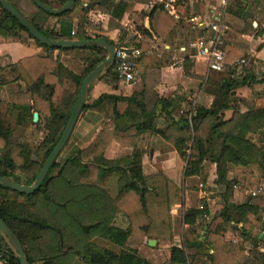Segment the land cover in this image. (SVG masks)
Segmentation results:
<instances>
[{"label":"trees","instance_id":"1","mask_svg":"<svg viewBox=\"0 0 264 264\" xmlns=\"http://www.w3.org/2000/svg\"><path fill=\"white\" fill-rule=\"evenodd\" d=\"M40 1L54 8L68 2ZM8 2L50 40L102 38L115 47H137L141 50L137 68L142 66L143 76L167 65L163 56L151 50L148 38L152 34L143 24L136 29L145 38L123 26L118 42L91 34V9L121 19L127 13H135V1L77 0L61 15L51 14L33 0ZM32 8L35 11L30 15L26 10ZM197 9L202 14L208 11L205 2H200ZM150 14L159 38L166 39L179 24L192 32L191 38L196 36L189 23L176 20L165 9L154 8ZM225 17L230 25V18H237L256 35H264L260 22L257 27L254 21L249 22V0H230ZM245 29L239 32L231 25L229 33L242 36ZM3 38L20 43L33 39L46 52L0 65V90L14 84L19 87L8 101V109L16 115V123L25 126L23 139L14 141V130L0 112V176L31 185L62 137L84 79L108 57V51L97 45L84 48L95 55L83 59L85 69L77 74L61 62L60 54L55 55L57 50L69 49L41 43L0 3V40ZM227 47L228 63L248 55L238 46ZM195 53L188 51L186 66ZM212 73L218 75L207 78V85L212 87L208 92L214 97L212 104L195 106L191 121L185 110L174 107L172 113L182 124L174 121L170 127L177 125L181 132L174 145L186 162L185 178L200 175L206 161L216 165L215 184L219 191L215 212L212 213L207 198L200 200L198 210L185 212V184H177L162 171L150 175L143 172L139 141L144 132L170 138V127L162 130L157 125L156 108L158 101L166 108L171 99H158L146 89L132 95L103 93L86 101L81 110L101 115L99 130L90 132L88 143L63 162L60 153L38 191L28 195L0 184V215L25 249L30 264H155L130 244L132 237L141 245L154 241L153 248L168 247L169 264H264V252L258 249L261 237L255 234L264 224V78H257L252 68L247 69L245 76L234 75L230 66L224 72ZM97 79L115 89L122 81L114 64L107 66ZM1 104L0 100V107ZM35 112L39 113L38 121L34 120ZM120 119L127 122L125 127L118 125ZM33 126H42L46 131L38 146V151L44 153L40 162L32 158L26 140ZM252 135H259L261 143L255 142ZM113 142L133 149V154L106 157ZM176 205L182 207L184 230L180 245L175 244L172 223V208ZM205 215H211L210 219L199 222ZM247 243L252 244L248 255ZM0 261L21 264L1 231Z\"/></svg>","mask_w":264,"mask_h":264},{"label":"crops","instance_id":"2","mask_svg":"<svg viewBox=\"0 0 264 264\" xmlns=\"http://www.w3.org/2000/svg\"><path fill=\"white\" fill-rule=\"evenodd\" d=\"M114 1L119 2L120 0ZM128 1L136 2L135 13L133 15L127 13L121 19L113 18L110 14L101 10L94 8L91 9L88 13V21L90 23L89 30L91 31V34L102 35L108 37L111 40L117 41L121 32L120 26H123L130 33L133 32L134 34H138L140 38H144L142 34L136 29V27H133L134 25L137 26L136 21L138 17L140 15H143L145 19V24L143 25L152 34V37L148 39L151 45V50L158 53L160 56H163L165 59H167L168 55H171V64L166 65L160 70L145 73L144 76L143 68L142 66H140L137 68L138 77L136 75V79L131 83H126L122 80L119 89H115L112 85L106 83L102 79H96L90 84L88 88L86 101L91 102L103 93L122 92L125 95H132L135 92H141L142 90L146 89L148 93H152L155 96L158 95V99H171L166 108H163L158 101V105L156 108L158 118L156 119V122L160 129L165 130L169 128L174 123V121L182 124L179 120L180 118L172 113V109L174 107H179L184 110L186 108V103H189V100L192 99L193 104L200 103L202 105H205L206 107H209L212 104L214 98L212 94L207 92H199L193 96L188 92L195 85H192V78H190L192 76L190 75L187 77L184 74V58L188 55V52H181V49H183L184 46L183 44H178V42L180 43V36L185 29L179 24L168 32L166 39L159 38L154 32V20L150 14L151 9L146 5V0ZM255 22L258 23V21H254V23ZM261 26L264 27V22H261ZM197 33V31L193 32V34L195 35ZM248 34H252L251 36H253L254 39L252 43L255 44L258 40L256 32L254 30L252 32H244L241 37L237 38V40L230 37L231 34L229 33V41L231 42L230 44L232 46L234 45L238 46L241 49H244V46L246 45H243L241 41H246V43L250 45V41L246 40L244 37ZM259 38H262V41H264V35ZM263 50L264 48L261 49V51L257 52V57H259V54H261ZM255 52L256 50L254 49V54ZM45 53V49L39 46L33 39L29 40L26 43H20L10 38H3L0 40L1 66H6L25 56L34 54L43 55ZM58 54H60L61 56V62L77 74H81L85 69V62L83 61V59L95 55L93 51L84 48L69 49L62 52H59L57 50L55 52V55ZM254 63L257 64V62L255 61ZM188 67V72H192V74L201 75L208 72L206 62L201 58L193 57L191 59V64H189ZM257 69H259V67H254L255 71H258ZM260 70H264V63L262 62ZM152 74H156V76L154 78H151L150 76ZM10 87L11 86L4 87L2 90H0V94L5 93L8 95ZM177 99L180 101V104L179 106H174L173 104L175 103V101H177ZM95 113L96 112L90 110H85L80 114L79 121L77 122L74 131V135L77 132H80V134L82 135V144L77 150L88 143L86 139L87 135L90 132H97L99 130V123L101 121V118L95 116ZM169 129L170 130L168 134L170 138L168 139L152 132L143 133L138 147L139 149H141L143 154L142 166L144 174L150 175L158 171H162L168 178L172 179L177 184H185V186L187 187L186 207L184 210L185 212H194L195 210H198L200 208V200L207 198L210 203L212 213H214L215 203L218 198V193L214 192V187H216L215 179L217 176L216 165L214 163H211L210 161H206L203 172L200 175L185 178L183 175L186 162L180 157L174 145L175 139L179 137V135H181V132L177 125H174ZM130 154H133V149L123 148L117 142H113L110 147L107 148L105 153L106 157L110 159ZM181 218L182 207L180 205H176L172 208V223L175 232L176 245H180L182 241V232L184 229L182 226ZM177 220L180 223L179 231H177L175 228V223ZM204 220V218H200L198 221L200 222ZM184 228H188V225H184ZM260 230L255 231V234L260 235ZM133 240L135 241V244H132V246L139 248L142 256L155 264H161L160 259L162 257H160V253L161 251H163V249H166V251L168 252L167 256L169 255L168 247L153 248V246L156 245V242L154 241H149L148 244L141 245L136 238L132 237L130 239V241ZM250 247H252V244L247 243V250ZM156 253H158L157 255H160V262L156 258Z\"/></svg>","mask_w":264,"mask_h":264},{"label":"built area","instance_id":"3","mask_svg":"<svg viewBox=\"0 0 264 264\" xmlns=\"http://www.w3.org/2000/svg\"><path fill=\"white\" fill-rule=\"evenodd\" d=\"M230 0H146V5L152 10L165 9L178 21H186L192 30L197 31L195 37L191 38L188 47H183L181 52L195 50L192 55L201 58L206 62L208 72H224L230 66L235 70L234 75L245 76L254 57V49L251 48L248 57H240L230 63L227 62L229 49V30L231 25L226 20V9ZM200 2L207 4L206 14L199 13L197 7ZM74 33V32H73ZM246 40L253 42V36L245 35ZM141 56V50L137 47H116L114 70L118 76L126 83H131L136 79L137 60ZM233 75V76H234ZM190 116V121H191ZM254 194V192H248ZM211 215L203 218L209 220ZM261 242L258 249L264 252V227L260 230ZM6 245V241H2ZM248 248L247 255L249 250ZM0 264H5L0 262Z\"/></svg>","mask_w":264,"mask_h":264},{"label":"rangeland","instance_id":"4","mask_svg":"<svg viewBox=\"0 0 264 264\" xmlns=\"http://www.w3.org/2000/svg\"><path fill=\"white\" fill-rule=\"evenodd\" d=\"M20 2V1H18ZM22 3V2H20ZM19 3V4H20ZM24 4V3H23ZM249 5H250V14H251V19L249 20V22H253V21H258L260 22H264V1H259V0H249ZM25 7V5H23ZM35 11L34 8H32L31 10H26V12L30 15L33 14V12ZM231 19V25L234 29L238 30L239 32L242 31L244 28H246L244 30V32H252L253 29H251L249 26L244 27L245 25H243L244 23L242 22V20L237 19V18H230ZM144 16L140 15L136 21V24L138 26V24H145L144 21ZM136 25H134L133 27L137 28ZM233 39H236L238 37L241 36H237L235 33L231 32L230 33ZM252 35V34H251ZM143 36V35H142ZM192 36V32H190V30L186 29L183 30L182 35L180 36V43L178 42L179 45L184 44L185 46H188V39H190ZM144 37V36H143ZM262 36L257 35V42L255 44H251L248 45V43H246V41H241V43L245 48L243 49L245 53L249 54V51L251 48L255 49L256 52L254 54V57L251 59V63L249 68H252V70L254 71L255 75L257 78L261 79L264 78V70H260V66H261V62L264 63V50L261 52V54L258 53L259 51H261V49L264 48V41H262V38H259ZM128 38V37H127ZM145 38V37H144ZM149 39V38H148ZM118 42V41H117ZM230 42V41H229ZM231 43V42H230ZM229 43V44H230ZM243 48V47H242ZM188 52V51H186ZM61 57V56H60ZM248 57V55L246 56ZM263 58V59H262ZM257 62L256 63H254ZM167 65L171 64V55H168L167 59H166ZM254 67H259V69H257L258 71L254 70ZM189 67L184 65V74L188 77V76H192L190 78H192V85H195L193 88H191V90H189L188 92L191 93V95H195L199 92H208L209 90V85H207V78L210 76L212 78L217 77V74H214L212 72H207L206 74H201V75H197V74H192V72H189V74L186 73L187 69ZM191 71V69H190ZM156 76V74H152L150 77L154 78ZM194 76V77H193ZM138 77V75H137ZM198 85H197V84ZM21 86L23 88H26V85H24V83H20ZM191 85V86H192ZM110 88V87H109ZM212 88V87H210ZM19 89V87L17 85H13L10 87L9 91H8V95L7 94H0V100H1V107H0V112L2 114V116L4 117V120L6 121V124H9L13 130H14V135H13V140L16 141L18 140H22V132L24 130V125L21 124H17L16 123V115L12 113V110L8 109L10 107V104L8 103L9 100L12 99V95ZM193 100V99H192ZM192 100H189V103H186L185 105V112L187 114V117L190 119V116H192L193 112L192 110L194 109L195 106L197 105H202L200 103H196L193 104ZM180 101L177 99V101H175V103L173 104L174 106H179ZM95 116H98V118H101L100 115L98 113H95ZM80 131V130H79ZM46 135V131L44 130V128L41 126L40 128H36V127H32L31 131L28 133V137L26 138V140L29 143V146L31 148L32 151V158L36 159L37 161H42L44 158V153L42 151H38V146L40 145L41 141L43 140V138ZM188 137L189 141L191 140V132L188 133ZM252 138L255 142L257 143H261V137L259 135H252ZM82 135L80 134V132L75 133V135L73 134V136L71 137V139L69 140V143L67 144L66 148L61 152L60 154V159L61 161H65L69 156L74 154V151H76L80 145L82 144ZM232 176H234V172H232ZM214 192L218 193L219 189L217 187H214ZM179 221L177 220L175 223V228L177 231L180 230V226H179ZM130 244H135V241H130ZM167 251L166 249L163 251H161L160 255H157L158 253H156L157 255V260L159 261V256L162 257L160 259L161 264H169L168 262V256H167ZM159 261V262H160Z\"/></svg>","mask_w":264,"mask_h":264},{"label":"water","instance_id":"5","mask_svg":"<svg viewBox=\"0 0 264 264\" xmlns=\"http://www.w3.org/2000/svg\"><path fill=\"white\" fill-rule=\"evenodd\" d=\"M77 0H68V2L61 8H54L50 5H47L43 3L40 0H33V2L39 6L40 8L50 12L54 15H61L68 10L72 8L74 3ZM0 3L3 5V7L8 10L14 17H16L25 28H27L33 36L40 41L41 43L53 47V48H65V49H77V48H86L91 47L93 45L102 46L107 49L108 51V57L102 61L98 66L94 68L92 72H90L87 77L84 79L81 92L78 96V99L74 105V108L72 110L71 118L65 128V131L59 140L58 144L55 146L53 151L50 153L48 158L46 159L41 171L37 175L36 180L33 184H21L16 181L11 180L10 178L2 177L0 176V184L11 188L15 191H18L20 193H25L28 195H31L38 191L42 184L44 183L52 165L57 160L59 154L65 147V145L68 143L75 126L77 124V121L80 117L81 110L84 106V103L86 102L88 88L90 84L96 80L100 74L104 71V69L114 64L115 62V56H116V47L113 44H110L107 40L102 38L97 39H90V40H83V39H73V40H50L46 38L43 34L39 32V30L34 27L31 22L25 17L19 10H17L15 7H13L8 0H0ZM255 26H258V23H254ZM39 119V113L35 112L34 114V120L38 121ZM118 125L120 127H125L127 125V122L124 119L118 120ZM0 231L3 233V235L7 238L8 242L12 246L13 250L17 253V255L20 258L21 264H30L28 261V257L26 255L25 249L19 242V240L15 237L11 229L8 227V225L5 223L3 218L0 215ZM154 244V243H153Z\"/></svg>","mask_w":264,"mask_h":264}]
</instances>
